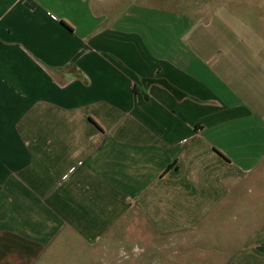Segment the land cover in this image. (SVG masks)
<instances>
[{
	"label": "crops",
	"instance_id": "obj_1",
	"mask_svg": "<svg viewBox=\"0 0 264 264\" xmlns=\"http://www.w3.org/2000/svg\"><path fill=\"white\" fill-rule=\"evenodd\" d=\"M0 264H264V0H0Z\"/></svg>",
	"mask_w": 264,
	"mask_h": 264
}]
</instances>
